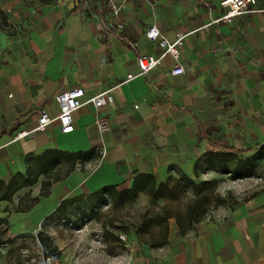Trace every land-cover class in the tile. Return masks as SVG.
<instances>
[{
  "label": "crops",
  "instance_id": "obj_1",
  "mask_svg": "<svg viewBox=\"0 0 264 264\" xmlns=\"http://www.w3.org/2000/svg\"><path fill=\"white\" fill-rule=\"evenodd\" d=\"M219 1L129 0L112 18L103 0H0L6 21L0 29V180L23 173L25 157L46 149L95 148L100 155L52 183L45 197L39 196V177L10 202L0 201L5 251L19 260L26 251L30 264H40L41 226L66 264H264V187L221 217L201 221L191 234L170 230L166 245L127 262L106 255L105 231L103 248L92 243L91 230L80 231L82 224L92 229L97 223L75 215L76 203L56 212L61 201L107 185L128 188L136 174L152 173L162 182L175 172L192 178L208 152L245 159L264 145V0L257 3L261 12L211 24L223 13ZM153 25L170 43L185 36L179 55L184 75H169L174 61L167 56L146 76H135L138 55L160 53L145 36ZM128 74L135 77L126 81ZM75 88L85 99L111 90L113 103L99 110L108 132L99 133L95 110L87 105L72 114L70 134L53 123L13 140L35 127L40 111L55 116L54 96ZM33 198L38 201L29 209L16 210Z\"/></svg>",
  "mask_w": 264,
  "mask_h": 264
},
{
  "label": "rangeland",
  "instance_id": "obj_2",
  "mask_svg": "<svg viewBox=\"0 0 264 264\" xmlns=\"http://www.w3.org/2000/svg\"><path fill=\"white\" fill-rule=\"evenodd\" d=\"M2 17L3 14L0 15V23ZM228 164L231 166V163ZM255 165V175L233 180L229 175L203 171L207 167L205 163L201 166L202 171H195L192 178L198 186L210 182L207 189L195 192L190 188H184V179L175 172L170 174L172 179L156 200L140 195L135 201L113 209L105 198H95L89 203L87 197H82V200L75 204L74 214H84L87 220L103 228L107 234L105 253L112 259L118 258L116 262H127L130 257H146L168 243L170 230L177 231L178 235L184 232L180 235L182 237L191 234L194 226L188 223L187 211L195 200L205 197L203 202L206 212L202 220L204 221L214 215L221 217L236 202L264 187L262 165L259 163ZM168 216L171 218H167ZM158 220L161 221L160 224H157ZM120 235H123L124 241L119 238ZM19 258L20 260L18 253L11 255L4 250V253H0V264H24L31 260L28 253L26 255L21 253V256L19 254Z\"/></svg>",
  "mask_w": 264,
  "mask_h": 264
},
{
  "label": "trees",
  "instance_id": "obj_3",
  "mask_svg": "<svg viewBox=\"0 0 264 264\" xmlns=\"http://www.w3.org/2000/svg\"><path fill=\"white\" fill-rule=\"evenodd\" d=\"M42 3H49L50 0H40ZM0 15L2 12L0 10ZM6 21L2 17L0 23V29L4 27ZM100 158L99 153L95 148H90L88 151H79L74 153H66L57 149H46L41 154L35 156H26L24 161L26 169L23 173L18 172L12 175L7 183L0 180V201L10 202L13 196L23 188L33 186L37 183L38 178L42 177L39 196L45 197L48 195V191L52 183L59 181L63 176H66L69 172L75 170L77 165L82 168L85 163L97 162ZM258 161L264 163V145L260 146L253 157L251 158H238L232 153L225 152H208L206 154L205 163L207 165L205 171H213L215 173H221L222 175H229L231 179H245L256 174L255 164ZM227 162H230L233 169L227 166ZM197 168V164L194 165V170ZM202 169V167H201ZM184 179V188H190L195 192L207 189L210 186V182H205L198 186L193 178L186 176L182 172H177ZM172 176L170 175L164 182L160 181L158 177L152 173L136 174L132 178L130 187H120L115 185H107L87 196L88 202L92 199L105 198L108 200L113 209H118L126 204L135 201L140 195H146L151 199L160 198L161 191L165 189ZM177 183V182H176ZM180 183V182H178ZM197 199L189 207L187 211V219L189 225L195 226L203 220L205 215V203L203 200ZM82 197H75L70 200H63L60 202L56 209L57 213L64 214L67 207L80 202ZM38 201V198L30 199L28 203L22 205L20 201L18 203L17 211H24L29 209L33 204ZM167 218H171L168 216ZM90 221V220H88ZM161 221L158 220L157 224ZM103 229V228H102ZM105 232L103 230V236ZM182 234L179 235H183ZM38 241L42 251L49 256H59V251L54 245L51 237L44 232L37 234ZM4 242L0 243L1 245Z\"/></svg>",
  "mask_w": 264,
  "mask_h": 264
},
{
  "label": "built area",
  "instance_id": "obj_4",
  "mask_svg": "<svg viewBox=\"0 0 264 264\" xmlns=\"http://www.w3.org/2000/svg\"><path fill=\"white\" fill-rule=\"evenodd\" d=\"M106 4L108 12L112 18L118 17L119 13L125 8L129 0H103ZM258 0H220L219 6L223 10L221 16L217 17L212 21L211 24L218 23H231L234 18L243 16L246 14H253L261 12L257 7ZM211 24L204 26L207 28ZM111 23L108 25V29H111ZM115 28L118 31L123 29L121 24H117ZM146 38L151 42H156L157 48L159 49L158 55L153 54H143L138 55L136 58V65L138 68V73L135 76H146L152 70L159 67L163 59L167 56H170L174 64L169 71V75L172 77H179L185 74V67L179 62L180 48L182 46V41L184 35L179 33L176 35V39L173 42H168L161 34L159 29L153 25L149 27L145 34ZM130 47L135 49L134 44H130ZM132 74L126 76V81L135 77ZM111 90H102L95 96L89 99L84 98L83 90L80 88L71 89L65 92H59L54 96V102L58 108L55 116L51 117L46 111L42 110L39 112L37 122L34 128L30 130H23L17 132L13 140H19L22 138H31L38 131H45L53 123H57L59 130L62 134H70L74 131L72 114L84 106L90 105L95 110L94 124L96 125L100 134H104L110 130V125L107 119H105L100 113L99 110L105 106L113 103V98L110 94ZM137 108V106H134ZM80 167V165H78ZM66 223V221H62ZM67 224V223H66ZM67 226H72L68 224ZM91 230L94 233L93 244L103 248V229L98 224L92 229L88 227V224H82L80 231L88 232ZM38 233L42 232L43 229L41 226H38ZM119 238L124 241L123 235H120ZM8 248V242L0 246V252L4 253V250ZM24 255L27 254L26 251L22 252ZM39 263L40 264H66L60 260L58 256H49L45 254L42 249L39 254ZM24 264H30V261H26Z\"/></svg>",
  "mask_w": 264,
  "mask_h": 264
}]
</instances>
